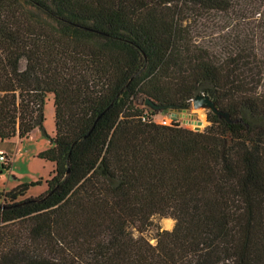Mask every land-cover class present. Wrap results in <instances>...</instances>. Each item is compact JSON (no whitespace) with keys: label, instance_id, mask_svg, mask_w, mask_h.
Wrapping results in <instances>:
<instances>
[{"label":"trees","instance_id":"trees-1","mask_svg":"<svg viewBox=\"0 0 264 264\" xmlns=\"http://www.w3.org/2000/svg\"><path fill=\"white\" fill-rule=\"evenodd\" d=\"M232 1L0 0V140L42 127L47 92L55 126L45 190H0V264H264V56L195 37ZM203 91L231 121L141 118ZM155 214L176 223L152 246Z\"/></svg>","mask_w":264,"mask_h":264},{"label":"rangeland","instance_id":"rangeland-1","mask_svg":"<svg viewBox=\"0 0 264 264\" xmlns=\"http://www.w3.org/2000/svg\"><path fill=\"white\" fill-rule=\"evenodd\" d=\"M227 10H201L195 26L196 42L202 47L211 49L220 59L233 54L237 48L244 47L254 52L256 57L264 56V0H233ZM248 55L251 56L250 51ZM52 93H45L42 105V127L35 126L23 137L13 136L0 140V148L10 160L7 168L1 166L0 158V190H8L19 182H40L28 186L23 196L36 195L46 188L45 178L52 169L50 160L37 156L38 151L48 147L50 136L54 134V109ZM176 108L179 112L178 122L185 127L195 129L200 120L202 129L207 120V108L192 104L184 108ZM184 109V110H183ZM169 109L158 110L157 115H164ZM20 197V196H19ZM170 216L155 214L151 224L142 232L149 240L155 239L158 229L169 228ZM136 233V230L134 231Z\"/></svg>","mask_w":264,"mask_h":264},{"label":"water","instance_id":"water-1","mask_svg":"<svg viewBox=\"0 0 264 264\" xmlns=\"http://www.w3.org/2000/svg\"><path fill=\"white\" fill-rule=\"evenodd\" d=\"M144 104L147 105L148 107H150L152 109H156V110L167 108L170 110L171 115L174 117H177L179 114V112L175 108L168 106L166 104H163V103H156L148 97H146L144 99ZM191 104L193 107L202 106V107H205L207 109H210L211 111H213L214 113L224 117L228 121L232 120L229 117V113L227 111H224V110L218 108L215 101L204 91L195 94L192 97ZM199 123H200V120H197V124L195 125V129H199Z\"/></svg>","mask_w":264,"mask_h":264},{"label":"built area","instance_id":"built-area-1","mask_svg":"<svg viewBox=\"0 0 264 264\" xmlns=\"http://www.w3.org/2000/svg\"><path fill=\"white\" fill-rule=\"evenodd\" d=\"M151 109L149 107L144 108V110L141 113V118L142 119H146V118H150L151 120L158 122V123H162V124H169L171 122H178L179 116L174 117L171 115L170 110H168L164 115L162 116H158L157 113H150ZM4 151L0 148V158L3 161L4 160Z\"/></svg>","mask_w":264,"mask_h":264},{"label":"clouds","instance_id":"clouds-1","mask_svg":"<svg viewBox=\"0 0 264 264\" xmlns=\"http://www.w3.org/2000/svg\"><path fill=\"white\" fill-rule=\"evenodd\" d=\"M175 223H176L175 220H170V221H169V225H170L169 228H168L169 231L172 230V227L175 225ZM149 243H150L152 246H156L157 241H156L155 239H151V240H149Z\"/></svg>","mask_w":264,"mask_h":264},{"label":"flooded vegetation","instance_id":"flooded-vegetation-1","mask_svg":"<svg viewBox=\"0 0 264 264\" xmlns=\"http://www.w3.org/2000/svg\"><path fill=\"white\" fill-rule=\"evenodd\" d=\"M176 109V108H175ZM177 110V109H176ZM178 111V110H177ZM180 118V117H179Z\"/></svg>","mask_w":264,"mask_h":264}]
</instances>
